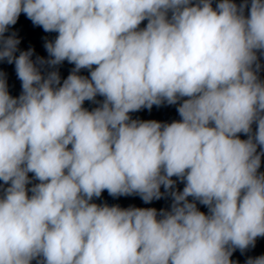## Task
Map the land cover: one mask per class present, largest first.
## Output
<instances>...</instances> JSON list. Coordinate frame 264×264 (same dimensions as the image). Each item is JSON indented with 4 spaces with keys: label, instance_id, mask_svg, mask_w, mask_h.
Instances as JSON below:
<instances>
[{
    "label": "clouds",
    "instance_id": "9594fccd",
    "mask_svg": "<svg viewBox=\"0 0 264 264\" xmlns=\"http://www.w3.org/2000/svg\"><path fill=\"white\" fill-rule=\"evenodd\" d=\"M21 13L58 33L48 60L15 55ZM261 57L264 0H0V61L22 85L0 73V264H234L264 237ZM65 60L62 83L37 66ZM164 103L181 120L131 118ZM161 186L171 210L92 202Z\"/></svg>",
    "mask_w": 264,
    "mask_h": 264
},
{
    "label": "water",
    "instance_id": "95a60500",
    "mask_svg": "<svg viewBox=\"0 0 264 264\" xmlns=\"http://www.w3.org/2000/svg\"><path fill=\"white\" fill-rule=\"evenodd\" d=\"M216 2L217 0H213V7L216 6ZM235 2L239 4L242 2V0H235ZM245 14H247V10ZM146 24L147 20L143 21L140 27L143 28L146 26ZM13 33L15 34L16 38L20 40L15 55L18 56L21 51H27L31 49L33 51L31 59L34 62H37L38 58H43L44 60H48L50 58L45 48V43L54 41L58 35V33L55 32H45L42 27L34 25L32 21L23 13H21L17 23L11 26L8 32L5 33V36H10ZM260 62L262 68L259 72V77L262 81H264V57H261ZM37 66L40 67L41 72L44 75H47L48 72L53 70L58 71L61 77V83L67 78L74 68V65L66 60L60 65L54 67L48 66L47 64L41 66L38 63ZM0 73L3 74L6 80L9 94L13 97H19L22 94V85L21 81L17 77L14 62L10 64L6 59L0 61ZM79 74L83 76L90 75L89 70L87 69H82ZM103 99V97L97 96L96 102L85 101L83 107L91 111L98 107ZM177 107L178 105H169L164 103L160 106L154 105L151 110L144 108L140 111L130 113V115L132 119L141 121L155 120L161 123H171L173 121L181 120V117L177 111ZM255 127L256 126L253 125L254 130ZM240 138L247 139V136L240 134ZM260 171L264 172V157H262ZM32 176L33 174L29 173V177L31 178ZM173 179L176 181V183L172 190L182 191L185 186L184 182L180 181L176 177H173ZM38 182L39 181L33 179L32 183L29 184L28 187L31 188L33 184ZM0 184H3V182L0 181ZM160 191L163 193L162 197L159 200L154 199L150 203H145L138 194L113 197L107 192V190L103 191L99 198L94 197L92 202L97 203L98 205L107 204L108 206H119L121 208H155L158 213L162 209L171 210L173 198L170 194V191H166L163 186H161ZM29 195H31V192H29ZM188 199L189 201H192L193 198L189 197ZM196 203L200 211L205 212L206 214L208 213V208L206 206L200 204L198 201H196ZM262 255H264V237H258L254 247H249L243 252H241L239 249H236L231 256V260L234 262V264H246V261L249 258H255ZM33 264H35V261Z\"/></svg>",
    "mask_w": 264,
    "mask_h": 264
}]
</instances>
